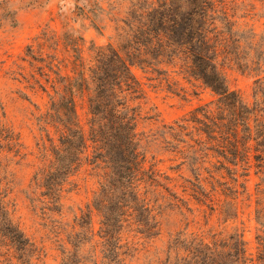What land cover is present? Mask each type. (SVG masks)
I'll return each mask as SVG.
<instances>
[{
	"label": "trees",
	"instance_id": "trees-1",
	"mask_svg": "<svg viewBox=\"0 0 264 264\" xmlns=\"http://www.w3.org/2000/svg\"><path fill=\"white\" fill-rule=\"evenodd\" d=\"M222 3L136 0L121 20L118 46L95 47L93 60L87 66L80 64L83 68L76 76L60 73L52 63L47 65L50 73L41 68V75L52 87L49 108L40 118L49 145H44L47 162L32 178L31 203L43 213H60L67 186L83 163L90 162L100 170L99 188L87 210L76 218L79 231L69 236L72 248L65 252L63 264H86L81 253L92 243L95 264L99 259L101 264H126L136 250L135 244L124 238L126 230L134 228L145 239H153L161 231L166 209L191 210L171 186L172 178L148 161L144 136L160 141L165 151L180 154L182 161L175 168L186 166L191 172L194 179L186 181L192 186L191 196L199 202L212 200L213 192L237 197L239 177L249 174L252 147L257 152L258 172L264 174V76L255 81V102L250 105L230 87L225 72L227 65H235L264 74V36L257 39L255 31L241 30L233 20L235 13L230 14ZM44 36L52 44L57 39L49 33ZM65 37L66 47L77 52L78 39L71 34ZM135 65L158 74L168 73L165 66L177 67L184 77L210 88L216 98L173 124H164L150 134L140 132L141 106L133 102L145 92L133 72ZM78 93L87 94L88 133L79 121ZM48 127L55 129L53 136ZM21 148L19 136L0 119V151L20 155ZM224 173L234 185L218 178L225 177ZM206 182L212 185L210 191ZM10 183L7 164L0 158V264H44L43 249L22 229L7 200ZM242 187L245 189L244 183ZM226 202L231 210L232 203ZM94 211L100 217L97 231ZM257 213L262 228L257 235L256 258L250 257L238 231L206 237L181 230L168 242L166 263L264 264V207Z\"/></svg>",
	"mask_w": 264,
	"mask_h": 264
},
{
	"label": "rangeland",
	"instance_id": "rangeland-1",
	"mask_svg": "<svg viewBox=\"0 0 264 264\" xmlns=\"http://www.w3.org/2000/svg\"><path fill=\"white\" fill-rule=\"evenodd\" d=\"M134 1L0 0V119L15 131L22 144L20 155L6 149L0 151V158L7 164L11 180L7 200L22 229L43 249L44 264H63L65 252L72 248L69 236L79 231L76 218L87 210L99 188L100 170L90 162L83 163L72 177L73 183L67 186L60 213L49 210L43 213L40 207L35 208L31 203L29 190L32 178L36 170L47 162L44 145H49L48 133L40 118L49 108L48 93L52 92V87L46 76L41 75V68L43 72L50 73L47 65L52 63L60 73L76 76L83 68L80 64L87 66L93 60L95 47L118 46L120 27L123 25L121 20ZM222 5L230 14L235 13L233 20L241 30L255 31L257 39L264 36V0H223ZM47 33L57 38L55 43L44 38ZM65 34L78 39L77 52L66 47ZM82 37L84 40H81ZM76 55L79 58L76 59ZM164 68L168 70L167 74L133 66V72L142 82L145 92L143 98L133 102V105L141 106L138 117L140 132L150 134L164 124H173L196 107L216 98L210 88L200 81L184 77L177 67ZM225 72L230 87L253 105L255 81L264 74L239 69L235 65H227ZM51 76L54 77V73ZM75 98L79 121L88 133L87 94L78 93ZM154 114L157 115L152 118ZM48 128L53 136L55 129ZM142 145L148 161L172 178L171 186L188 201L191 210L166 209L161 216V231L153 239H145L134 228L126 230L124 238L132 241L136 249L127 258L126 264H169L166 263L168 242L181 230L206 237L214 233L226 235L238 231L243 235L250 257H257V235L262 228L257 209L264 207V174L258 172L254 147L248 156L251 165L249 174L239 177L237 197L226 198L213 192L212 200L199 202L191 196L192 186L186 181L194 179L191 172L186 166L175 168L182 161L180 154L165 151L160 141L151 137L144 136ZM91 150L89 148V154ZM243 172L239 166V173ZM224 174L225 177L218 178L229 186L234 185L231 178ZM206 187L210 191L212 185L206 182ZM226 201L232 203L231 210H228ZM92 216L93 227L97 231L100 217L96 211ZM93 244H87L82 250L81 255L87 258L86 264H95Z\"/></svg>",
	"mask_w": 264,
	"mask_h": 264
}]
</instances>
